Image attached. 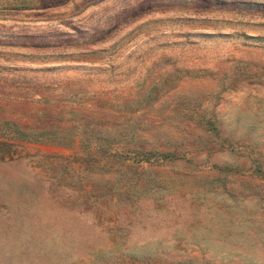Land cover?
I'll use <instances>...</instances> for the list:
<instances>
[{"label": "rangeland", "instance_id": "obj_1", "mask_svg": "<svg viewBox=\"0 0 264 264\" xmlns=\"http://www.w3.org/2000/svg\"><path fill=\"white\" fill-rule=\"evenodd\" d=\"M0 264H264V0H0Z\"/></svg>", "mask_w": 264, "mask_h": 264}]
</instances>
